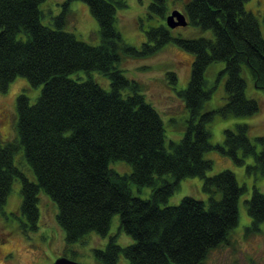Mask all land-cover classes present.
I'll use <instances>...</instances> for the list:
<instances>
[{"label":"trees","instance_id":"1","mask_svg":"<svg viewBox=\"0 0 264 264\" xmlns=\"http://www.w3.org/2000/svg\"><path fill=\"white\" fill-rule=\"evenodd\" d=\"M46 1L0 0V87L6 92L18 77L43 86L34 104L27 95L18 96V139L0 145V210L20 179L25 233L39 228L43 191L58 206L57 222L69 244L90 233L105 236L114 215H120L122 229L134 243L124 248L112 238L105 250L95 251L101 264H118L122 255L128 264H206L212 251L230 243L245 191L229 170L207 176L213 167L205 159L213 148L207 124L217 115L248 117L260 111V104L246 96L245 68L264 91V36L256 15L245 8L249 0H189L184 12L188 24L213 31L215 38H174L162 25L147 32L141 50L126 43L115 26L125 0H83L100 26L98 46L65 31L64 18L58 19L57 29L44 25L40 6ZM155 1L150 9L165 19L166 0ZM171 41L195 60L189 86L181 92L192 121L182 141L168 151L160 114L146 101L142 86L129 81L118 65L124 58L152 56ZM216 62L226 64L220 76L226 77L227 103L203 115L213 93L205 74ZM81 71L103 74L111 80V90L92 79L71 78ZM169 78L177 81L174 73ZM130 87L133 94L123 96ZM249 132L248 125L227 130L226 148H218L239 165L244 163L240 150L244 157L254 155L256 163L248 173L264 176V136L258 139V154ZM20 151L34 182L15 164ZM116 161L130 164L132 173L111 169ZM194 177L205 180L209 204L186 197L177 206H166L180 182ZM132 184L153 187L151 198L134 196ZM247 206L252 218L248 232H261L264 194L258 188Z\"/></svg>","mask_w":264,"mask_h":264},{"label":"rangeland","instance_id":"2","mask_svg":"<svg viewBox=\"0 0 264 264\" xmlns=\"http://www.w3.org/2000/svg\"><path fill=\"white\" fill-rule=\"evenodd\" d=\"M189 0H166V18L159 13L152 12L151 5L155 0H125L127 5L118 9L116 29L123 40L141 50L148 42L147 32L151 28L167 26V17L175 10L184 14ZM248 12L256 15L261 32L264 36V0H249L245 4ZM42 23L57 29L58 19L64 18V30L73 33L79 40L90 45L101 44L100 26L93 17L90 7L83 0H47L42 3ZM185 15V14H184ZM188 20V19H187ZM169 28V27H168ZM170 29V28H169ZM174 38L185 40L214 39L211 30H203L198 26L188 24L185 27L170 29ZM195 56L181 47L175 41L166 44L156 54L146 58H124L118 65L123 75L131 82L142 86V94L146 101L160 114L165 129V148L171 151L172 143H179L191 124L192 115L181 96V92L189 86ZM225 62L212 64L205 74L208 88H213L211 99L206 103L202 114L217 110L227 103L225 90L226 77L220 76L225 69ZM174 73L177 81L169 78ZM246 80V96L260 104V111L254 116L227 118L219 115L207 124L210 132L211 150L206 152L205 159L212 161L213 167L207 172L208 177L229 170L236 175L239 185L245 188L238 204L239 223L231 232L230 243L212 251L206 264H264V223L261 232H248L252 226V218L248 213L247 201L252 198L255 188L264 194V176L249 174L248 167L255 165L254 155L244 157L240 150L238 155L244 158L239 165L231 156L218 147L225 146L226 131L235 130L238 125L250 127L249 138L259 154L262 145L258 141L264 136V91L256 88L252 75L248 69L242 73ZM71 78L80 82L92 79L106 90H111V80L98 72L84 71L71 75ZM43 86L33 87L24 77L16 78L7 89L0 87V145L18 139L17 98L25 94L32 104L36 103L42 93ZM123 96L133 94V88L122 91ZM199 116L193 121L197 123ZM15 164L31 180L36 181L34 172L27 164L24 152L15 156ZM110 168L121 175L132 173V166L124 161L110 164ZM172 180L171 176H166ZM204 179L200 177L186 178L180 182L175 194L170 197L166 206H177L184 198L192 197L209 204L210 195L204 191ZM22 182L17 179L8 197L7 204L0 210V264H54L58 258L65 257L80 264H101L95 255L96 250H105L109 241L115 238L122 247L134 243V239L122 229L119 214L114 215L110 229L105 236L90 233L77 243L69 244L66 234L57 222L58 206L43 191L40 194V222L35 232L25 233L22 222H26L21 213ZM134 196L149 199L153 187L138 188L131 185ZM129 261L122 255L118 264H128Z\"/></svg>","mask_w":264,"mask_h":264},{"label":"water","instance_id":"3","mask_svg":"<svg viewBox=\"0 0 264 264\" xmlns=\"http://www.w3.org/2000/svg\"><path fill=\"white\" fill-rule=\"evenodd\" d=\"M188 25L187 17L180 11L175 10L167 17V26L170 29L185 27ZM54 264H80L65 257L58 258Z\"/></svg>","mask_w":264,"mask_h":264}]
</instances>
